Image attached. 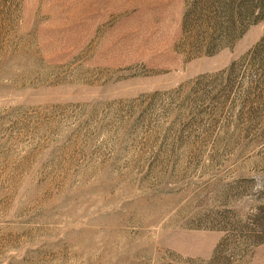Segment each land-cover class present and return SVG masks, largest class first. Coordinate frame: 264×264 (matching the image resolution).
Here are the masks:
<instances>
[{
	"label": "rangeland",
	"instance_id": "374dc122",
	"mask_svg": "<svg viewBox=\"0 0 264 264\" xmlns=\"http://www.w3.org/2000/svg\"><path fill=\"white\" fill-rule=\"evenodd\" d=\"M259 0H0V264H264Z\"/></svg>",
	"mask_w": 264,
	"mask_h": 264
},
{
	"label": "trees",
	"instance_id": "16d2710c",
	"mask_svg": "<svg viewBox=\"0 0 264 264\" xmlns=\"http://www.w3.org/2000/svg\"><path fill=\"white\" fill-rule=\"evenodd\" d=\"M256 13H257V17L254 18L255 20L253 23H256L264 19V0H259Z\"/></svg>",
	"mask_w": 264,
	"mask_h": 264
}]
</instances>
